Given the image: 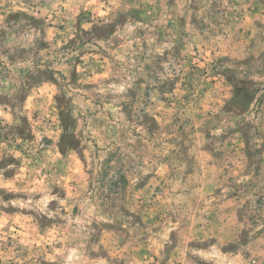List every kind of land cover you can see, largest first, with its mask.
I'll return each instance as SVG.
<instances>
[{"label":"rangeland","instance_id":"rangeland-1","mask_svg":"<svg viewBox=\"0 0 264 264\" xmlns=\"http://www.w3.org/2000/svg\"><path fill=\"white\" fill-rule=\"evenodd\" d=\"M0 264H264V0H0Z\"/></svg>","mask_w":264,"mask_h":264}]
</instances>
